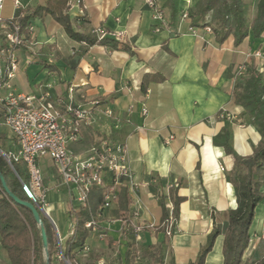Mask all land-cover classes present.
Listing matches in <instances>:
<instances>
[{
	"label": "crops",
	"instance_id": "0c3cea01",
	"mask_svg": "<svg viewBox=\"0 0 264 264\" xmlns=\"http://www.w3.org/2000/svg\"><path fill=\"white\" fill-rule=\"evenodd\" d=\"M49 1L4 0L1 16L7 20L25 17ZM79 1L85 16L80 24V7L74 5L68 11L75 31L98 39L94 30L102 28L117 47L76 41L49 14L33 17L31 45L17 51L19 68L10 82L17 93L38 96L50 91L53 99L60 101L73 88L77 101L93 107L80 140L68 145L74 154L85 156L102 141L127 146V163L138 185L136 191L128 188L130 222L125 225L118 219L116 203L98 214L84 247L77 251V263L139 264L134 257L127 258L128 251L133 254V244L139 250L160 244L161 264H194L218 227L221 234L205 264H224L228 212L237 208L235 189L227 180L234 163L224 148L213 142L227 129L234 150L239 156H249L262 138L245 109L236 103L235 93L246 77L238 75L240 67L256 68L264 74V33L255 38L251 32L238 45L233 36L219 42L213 31L201 27L212 20L211 15L197 26L182 18L200 0H179L175 17L169 0H155L162 20L156 18L147 0ZM256 8L257 3L248 6L249 20L255 17ZM257 52L262 57L256 56ZM131 105L135 110L128 121ZM143 105L148 109L146 117L141 114ZM0 134L6 137L2 143L6 148L17 150L7 128H0ZM49 161L44 169L40 167L47 189V204L41 214L60 247L53 264H66L62 255L81 207L74 199L76 191L62 182ZM173 192L183 199L175 224L177 233L162 245L166 235L157 229L162 227L163 204L174 207ZM139 225L146 229L136 241L132 227ZM250 234L244 264L264 256V201L256 208ZM9 263L0 235V264ZM141 264L148 263L144 259Z\"/></svg>",
	"mask_w": 264,
	"mask_h": 264
},
{
	"label": "trees",
	"instance_id": "16d2710c",
	"mask_svg": "<svg viewBox=\"0 0 264 264\" xmlns=\"http://www.w3.org/2000/svg\"><path fill=\"white\" fill-rule=\"evenodd\" d=\"M179 0H169V6L173 17L177 13ZM68 0H50L44 7H38L30 15L20 18L22 25L33 17L51 15L66 31L67 36L89 45L101 44L113 45L109 38L97 39L83 35L72 27L68 14ZM192 26H197L206 16L211 15L212 20L204 23L201 27H209L214 32L219 42H225L230 36L235 38L238 45L243 42L251 32L255 38H260L264 33V0L257 3L256 14L252 20L248 18V5L244 0H200L198 5L189 10ZM30 39V37H28ZM113 47H117L114 44ZM145 77L144 85L148 83ZM264 74L256 68L248 69L246 77L243 78L237 92L236 103L242 106L249 115L252 125L261 134V140L254 147L249 156H239L230 144V134L224 129L214 138L217 146L224 148L227 156L233 159V169L228 173L227 180L236 193L237 208L228 212V222L224 233L223 256L224 264H244V254L251 242V227L255 220L256 208L264 201ZM2 113L0 112V118ZM0 134V149L6 139ZM0 175L3 177L7 188L19 200L30 202L23 193L21 182H29V171L23 161L11 164L0 153ZM115 203L118 206V219L125 225L130 222V205L132 203L129 189L123 186L116 188ZM108 187L93 188L87 192L85 205L75 213V232L67 240L64 259L71 264L76 261L77 251L81 250L89 236L92 228L86 227L95 217L104 211L105 196ZM173 216L177 221L179 218V206L183 199L172 193ZM169 209L163 204L162 227L157 232H163L167 236L169 228ZM41 221L47 235L48 246H44L43 231L41 225L36 221L34 214L28 207L17 204L6 193L2 179L0 178V235L1 244L7 250L9 264H53V257L60 255V247L53 241V232L50 225L41 214ZM221 234L218 227H214L209 235L208 243L203 247L194 264H205L207 255L211 252L216 238ZM134 255L128 251L127 258L130 260ZM162 251L155 264H161ZM251 264H264V256Z\"/></svg>",
	"mask_w": 264,
	"mask_h": 264
},
{
	"label": "built area",
	"instance_id": "2783aa9c",
	"mask_svg": "<svg viewBox=\"0 0 264 264\" xmlns=\"http://www.w3.org/2000/svg\"><path fill=\"white\" fill-rule=\"evenodd\" d=\"M15 4L19 5V2L15 1ZM81 4L79 0L69 2V8L74 5L80 7L79 24L85 19ZM147 4L155 12L157 19L164 18L155 0H147ZM3 7L4 0H0V112L2 113L0 128L5 127L12 133L17 146L16 152L5 154L4 157L10 164L13 160L23 161L27 165L30 179L28 183L21 182L23 193L31 204L44 211L47 204V189L44 187L43 175L38 163L40 159L48 158L53 162L62 182L76 191L74 199L80 207L85 205L89 190L108 187L103 209L111 208L116 200L117 186L127 187L132 191H136L138 186L127 163L126 144L102 141L90 147L85 156L76 155L68 145L80 140L82 128L92 118L93 107L77 101L73 88L68 89L67 97L61 101L53 99L50 91L36 96L17 93L11 89V79L15 77L19 68L17 51L31 45L34 26L30 21L26 26L22 25L20 22L22 16L4 19L1 16ZM182 18L190 19L188 12H184ZM206 30L212 31L209 27ZM94 33L98 39L107 37L102 28H97ZM114 38H121V35H116ZM256 56L262 57L260 52H257ZM247 71L248 69L242 66L238 70V75L244 77ZM51 87V85L47 86V88ZM134 110V105L128 108V121ZM141 114L144 117L148 114L145 105L141 109ZM173 208H168L170 213L168 237H173L177 233L176 220L172 215ZM95 223V219L87 222V229H93ZM132 228L135 240L140 241L141 233L146 226L139 225ZM126 231L127 228L123 230L125 236Z\"/></svg>",
	"mask_w": 264,
	"mask_h": 264
},
{
	"label": "rangeland",
	"instance_id": "374dc122",
	"mask_svg": "<svg viewBox=\"0 0 264 264\" xmlns=\"http://www.w3.org/2000/svg\"><path fill=\"white\" fill-rule=\"evenodd\" d=\"M244 1L248 6H252L253 4L258 3L259 0H244ZM0 150L3 151L5 154H7V152H9V150H11V152H14V151H12V147L6 148V143H4V145L2 144V149H0ZM39 164H40L41 169H44L47 164H50V161L48 158L43 159V160L40 159ZM167 239H168V236H165V240L161 244L166 245V243L168 242ZM133 246H135V247H132L133 248V254L135 255L134 259L139 264H141V262L144 259H146L147 263L149 264L151 260L158 259V257H159L158 248L160 247V244L148 246V248L145 250H139V248H137L136 245H134V244H133ZM65 261H66V264H71L68 260H65Z\"/></svg>",
	"mask_w": 264,
	"mask_h": 264
},
{
	"label": "water",
	"instance_id": "95a60500",
	"mask_svg": "<svg viewBox=\"0 0 264 264\" xmlns=\"http://www.w3.org/2000/svg\"><path fill=\"white\" fill-rule=\"evenodd\" d=\"M0 153L5 156V154L0 151ZM0 178L2 179V183H3V187L7 193V195L14 201L16 202L17 204H20V205H24L25 207H28L29 209L31 208L33 214H34V217L36 219V221L41 225L42 227V231H43V240H44V246L47 247L48 246V242H47V235H46V232H45V229L43 227V224H42V221H41V210L39 208H37L36 206H34L33 204H31L30 202H24V201H21L19 200L17 197H15L13 195V193L10 192V190L7 188V185L3 179V177L0 175Z\"/></svg>",
	"mask_w": 264,
	"mask_h": 264
}]
</instances>
